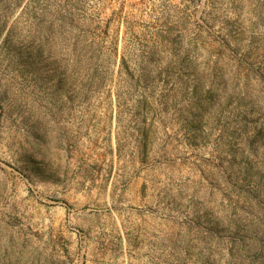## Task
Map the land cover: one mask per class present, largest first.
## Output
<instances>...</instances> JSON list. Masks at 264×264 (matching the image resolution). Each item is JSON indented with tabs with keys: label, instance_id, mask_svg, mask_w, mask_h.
<instances>
[{
	"label": "rangeland",
	"instance_id": "1",
	"mask_svg": "<svg viewBox=\"0 0 264 264\" xmlns=\"http://www.w3.org/2000/svg\"><path fill=\"white\" fill-rule=\"evenodd\" d=\"M0 264H264V0H0Z\"/></svg>",
	"mask_w": 264,
	"mask_h": 264
}]
</instances>
